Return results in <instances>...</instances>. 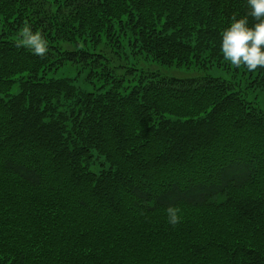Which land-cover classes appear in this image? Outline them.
<instances>
[{
  "label": "trees",
  "instance_id": "trees-1",
  "mask_svg": "<svg viewBox=\"0 0 264 264\" xmlns=\"http://www.w3.org/2000/svg\"><path fill=\"white\" fill-rule=\"evenodd\" d=\"M247 12L0 0V264H264V68L219 49Z\"/></svg>",
  "mask_w": 264,
  "mask_h": 264
},
{
  "label": "clouds",
  "instance_id": "clouds-1",
  "mask_svg": "<svg viewBox=\"0 0 264 264\" xmlns=\"http://www.w3.org/2000/svg\"><path fill=\"white\" fill-rule=\"evenodd\" d=\"M248 12L243 17H232L222 30L219 49L223 59L230 65H243L248 71L264 68V0H246ZM249 17L252 23H249ZM19 45L36 55H44L47 41L30 25H23L18 32ZM166 222L176 226L182 219L177 205L164 209Z\"/></svg>",
  "mask_w": 264,
  "mask_h": 264
},
{
  "label": "rangeland",
  "instance_id": "rangeland-1",
  "mask_svg": "<svg viewBox=\"0 0 264 264\" xmlns=\"http://www.w3.org/2000/svg\"><path fill=\"white\" fill-rule=\"evenodd\" d=\"M212 72L215 73V74H223V73H224V71H221V70L218 69V68H214V69H212ZM77 83H80V84L82 85V83H84V82H83V80L80 78L79 81H77Z\"/></svg>",
  "mask_w": 264,
  "mask_h": 264
}]
</instances>
